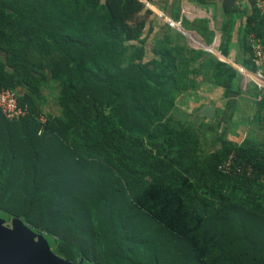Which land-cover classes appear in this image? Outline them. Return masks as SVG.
<instances>
[{
  "label": "trees",
  "instance_id": "16d2710c",
  "mask_svg": "<svg viewBox=\"0 0 264 264\" xmlns=\"http://www.w3.org/2000/svg\"><path fill=\"white\" fill-rule=\"evenodd\" d=\"M155 19L143 0H0V88L29 109L0 113V215L74 263L264 264V144L203 148L202 125L171 113L208 61L167 23L151 45ZM236 75L213 61L225 89Z\"/></svg>",
  "mask_w": 264,
  "mask_h": 264
},
{
  "label": "crops",
  "instance_id": "0c3cea01",
  "mask_svg": "<svg viewBox=\"0 0 264 264\" xmlns=\"http://www.w3.org/2000/svg\"><path fill=\"white\" fill-rule=\"evenodd\" d=\"M143 1L156 18L149 36L151 45L159 44V34L162 36L166 31L161 25L167 23L171 30L183 36L187 48L206 53L193 64L200 65L203 60L207 64L191 74L194 86L176 96L171 113L197 127L202 125L206 130L204 142L209 147L218 146L217 141L212 143L216 134L237 142L248 137L259 145L264 144V64L259 68L249 64L245 33L247 19L255 10L251 0ZM149 49L147 45L146 56L150 55ZM214 60L225 62L237 71L233 90L225 89L211 78ZM205 104L214 108L211 119L199 113Z\"/></svg>",
  "mask_w": 264,
  "mask_h": 264
},
{
  "label": "water",
  "instance_id": "95a60500",
  "mask_svg": "<svg viewBox=\"0 0 264 264\" xmlns=\"http://www.w3.org/2000/svg\"><path fill=\"white\" fill-rule=\"evenodd\" d=\"M214 108L205 104L199 113L213 118ZM0 215V264H85V260L74 263L53 252L43 232L35 231L18 218L11 219V227L3 224Z\"/></svg>",
  "mask_w": 264,
  "mask_h": 264
},
{
  "label": "built area",
  "instance_id": "2783aa9c",
  "mask_svg": "<svg viewBox=\"0 0 264 264\" xmlns=\"http://www.w3.org/2000/svg\"><path fill=\"white\" fill-rule=\"evenodd\" d=\"M254 6L261 12H264V0H253ZM251 44V61L256 68L264 64V43L253 33L250 34ZM262 86V85H261ZM29 109L26 104L17 102V93L15 90L0 88V113L8 120L16 119L28 113ZM42 119V117H40ZM40 129L38 130V133ZM231 157L219 165L223 171L229 169Z\"/></svg>",
  "mask_w": 264,
  "mask_h": 264
},
{
  "label": "rangeland",
  "instance_id": "374dc122",
  "mask_svg": "<svg viewBox=\"0 0 264 264\" xmlns=\"http://www.w3.org/2000/svg\"><path fill=\"white\" fill-rule=\"evenodd\" d=\"M56 86H52L51 88H44V94H45V100L43 102L42 111L45 112H52L54 113L56 111V105H55V94H56ZM206 142V141H205ZM203 143V148H209L208 143ZM3 224L11 227V219H5L3 221Z\"/></svg>",
  "mask_w": 264,
  "mask_h": 264
},
{
  "label": "flooded vegetation",
  "instance_id": "af4514ba",
  "mask_svg": "<svg viewBox=\"0 0 264 264\" xmlns=\"http://www.w3.org/2000/svg\"><path fill=\"white\" fill-rule=\"evenodd\" d=\"M78 263V262H77Z\"/></svg>",
  "mask_w": 264,
  "mask_h": 264
}]
</instances>
